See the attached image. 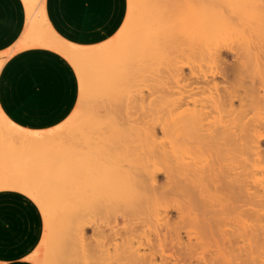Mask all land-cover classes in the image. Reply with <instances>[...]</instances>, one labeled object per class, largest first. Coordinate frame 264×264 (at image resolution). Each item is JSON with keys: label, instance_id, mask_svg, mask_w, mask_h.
Masks as SVG:
<instances>
[{"label": "bare ground", "instance_id": "bare-ground-1", "mask_svg": "<svg viewBox=\"0 0 264 264\" xmlns=\"http://www.w3.org/2000/svg\"><path fill=\"white\" fill-rule=\"evenodd\" d=\"M23 1L25 30L0 71L44 48L85 88L84 109L60 127L11 128L0 115V188H29L43 204L27 259L228 264L239 232L261 259L264 0H128L139 7L127 30L86 56L63 47L46 0Z\"/></svg>", "mask_w": 264, "mask_h": 264}, {"label": "crops", "instance_id": "crops-1", "mask_svg": "<svg viewBox=\"0 0 264 264\" xmlns=\"http://www.w3.org/2000/svg\"><path fill=\"white\" fill-rule=\"evenodd\" d=\"M25 12L23 0H0V53L19 43L27 23ZM46 14L55 31L71 41L93 39V32L105 35L98 25L110 31L121 22L113 16V0H46ZM60 56L49 49L26 48L5 61L0 89L9 83L8 110L18 125L49 129L77 105V75ZM37 83L43 86L38 95L33 91ZM43 228L42 214L32 200L16 191H0V252L29 257L41 241ZM27 264L34 263L27 259Z\"/></svg>", "mask_w": 264, "mask_h": 264}, {"label": "snow or ice", "instance_id": "snow-or-ice-1", "mask_svg": "<svg viewBox=\"0 0 264 264\" xmlns=\"http://www.w3.org/2000/svg\"><path fill=\"white\" fill-rule=\"evenodd\" d=\"M136 7H139L138 4H133L128 2V0H113V16L119 17L120 23L117 24L116 28L111 29L110 31L106 30L104 25H98V29L100 32H105V35H98L97 32H93V39L88 41H71L65 39L63 42V47L70 51L79 52L88 55L90 52H95L97 50H102L103 48L109 46L119 35H121L124 31L127 30L129 21L131 19L132 10ZM72 30H75V26H72ZM59 55V54H58ZM65 63H68V60L64 56H60ZM72 66V65H70ZM43 86L39 83L34 85L33 91L35 94H39L37 91L42 90ZM79 94H80V103L75 105L69 109V113H66L64 117L57 123V127L65 125L69 122L70 119H75L76 116L84 109V92L85 88L83 82L80 83L79 86ZM10 92V85L6 81L3 85V88L0 89V115H4L8 118V124L11 128L18 127L17 122H15L14 118L11 115V112L8 110V101L7 96ZM71 114V116H70ZM39 135V133H36ZM7 189L0 188V191H5ZM15 191L21 193L24 196H27L33 203H37L39 201V197L33 191L31 195H29L30 189L25 187H18ZM38 208H43V204L39 203ZM233 256L228 261V264H264V235L260 238V251H261V259L255 258L248 249V236L244 235L243 232H239L233 238ZM0 264H27V257L16 258L9 256L3 252H0ZM223 264V262H222Z\"/></svg>", "mask_w": 264, "mask_h": 264}, {"label": "rangeland", "instance_id": "rangeland-1", "mask_svg": "<svg viewBox=\"0 0 264 264\" xmlns=\"http://www.w3.org/2000/svg\"><path fill=\"white\" fill-rule=\"evenodd\" d=\"M229 52V51H228ZM226 52V53H224V56L222 57L223 59V61H224V65L226 64V65H229V66H231L233 63V54L231 53V52ZM225 57V58H224ZM72 65V64H71ZM225 65V66H226ZM185 68L183 69V71H184V74L186 73V74H188L189 73V67L188 66H184ZM74 68V67H73ZM78 78V77H77ZM78 83H79V81H78ZM80 103V94H79V96H78V102H77V105ZM263 146H264V143H263ZM162 173H164V172H162ZM162 173H160V174H158V176H157V181L159 182V183H165V181H166V179H165V175L166 174H162ZM7 191H13V190H7ZM17 192V191H16ZM171 213H176V212H174V211H172ZM43 217V216H42ZM43 221H44V219H43ZM44 232V231H43ZM86 232L88 233V235H90L92 232H91V229H87L86 230Z\"/></svg>", "mask_w": 264, "mask_h": 264}]
</instances>
